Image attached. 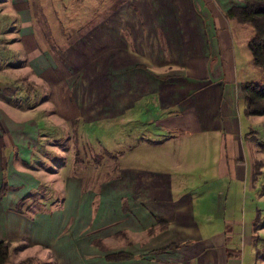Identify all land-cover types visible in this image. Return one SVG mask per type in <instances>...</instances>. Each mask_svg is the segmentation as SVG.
<instances>
[{
	"label": "rangeland",
	"instance_id": "rangeland-1",
	"mask_svg": "<svg viewBox=\"0 0 264 264\" xmlns=\"http://www.w3.org/2000/svg\"><path fill=\"white\" fill-rule=\"evenodd\" d=\"M145 6L144 0H0V178L4 177L8 185L2 201L8 199L13 212L30 220L37 214L47 226L52 224H47L48 217L53 220L66 207L79 215L78 206L85 195L97 196L100 185L125 182L128 177L121 175L123 169L144 172L145 168H166L167 162L177 165V182L188 190L208 185L204 181L211 174L209 156H217V137L183 133L178 144L170 139L157 143L155 139L162 137L152 120L122 111L133 99L131 92L137 93L142 87L139 82L144 75L128 67L126 73L112 72V61L119 57L116 69L128 62L121 34L125 37L135 22H143L137 11H144ZM137 25L135 40L143 43L144 32ZM239 25L243 31L233 32V40L250 55L244 36L252 28ZM256 71L241 73V77L248 75L249 81L264 84V71ZM119 74L123 75L118 78ZM252 116L249 121L255 132L248 134L256 140L252 155L255 163L259 161V174L249 181L243 202L227 203L225 209L220 204L226 216L228 212L236 213L239 225L235 221L222 223L225 217L220 222L216 219L214 227L220 226L225 235H237V231L250 234L253 229L257 235L255 247L261 254L264 115ZM168 154L171 161H166ZM156 156L160 160H150ZM8 219L15 222L12 215ZM19 219L26 223L24 218ZM73 221L69 227L79 230L82 222L78 218ZM24 223L20 225L29 229ZM94 227L90 219L87 235H95ZM6 241L9 256L5 263L51 260L39 248L36 255H21L29 246L25 239ZM227 243L228 247L233 244ZM17 244L21 250L14 252L12 248Z\"/></svg>",
	"mask_w": 264,
	"mask_h": 264
},
{
	"label": "crops",
	"instance_id": "crops-1",
	"mask_svg": "<svg viewBox=\"0 0 264 264\" xmlns=\"http://www.w3.org/2000/svg\"><path fill=\"white\" fill-rule=\"evenodd\" d=\"M144 3V11H137L143 22H135L125 37L121 34L128 62L116 69L120 59L113 55L112 72L126 73L128 67L144 75L142 78L138 74L142 87L137 93L131 92L133 99L122 111L152 120L162 137L155 139L157 143L170 139L178 144L183 133H210L217 137V156H209L211 174L204 181L208 185L203 183L197 190H188L177 182V165L169 162L165 163L166 168H145L144 172L123 169L121 175L128 177L127 181L100 185L97 196L85 195L78 206L79 215L66 207L53 220L49 216L46 222L52 224L47 226L37 214L30 220L13 212L8 199L2 201L6 191L0 196V241L16 243L25 239L29 246L21 255H36L39 248L51 258L39 262L51 264H260L253 229L250 234L237 231V235H225L220 226L214 227L216 219L220 222L225 217L222 223L235 221L239 225L236 213L228 212L226 216L220 207L225 209L224 205L233 201L243 202L252 180V146L256 140L248 133L255 132V128L249 121L253 116L242 114L245 103L241 84L248 82L249 76L241 77V73L260 69L252 65L242 44L236 46L233 40V32L243 31L239 25L243 23L225 17L226 9L238 0ZM135 25L144 32L143 43L135 40ZM252 33L246 31L245 43ZM102 64L104 71L103 60ZM139 64L145 65L146 71L136 67ZM143 157L148 158L144 154ZM169 160L170 155L166 158ZM243 209L244 206L241 214ZM10 214L15 222L9 221ZM76 217L82 222L79 230L69 227ZM90 219L95 235L86 232ZM22 223H28L29 229ZM227 241L233 242L231 247ZM169 245L173 246L166 248ZM114 252H126L133 258L106 260Z\"/></svg>",
	"mask_w": 264,
	"mask_h": 264
},
{
	"label": "trees",
	"instance_id": "trees-1",
	"mask_svg": "<svg viewBox=\"0 0 264 264\" xmlns=\"http://www.w3.org/2000/svg\"><path fill=\"white\" fill-rule=\"evenodd\" d=\"M225 17L238 23L248 24L251 26L253 33L247 40L246 46L251 57L252 65L257 69L264 71V0H238L237 4L226 9ZM136 67L146 71L145 65L139 64L136 65ZM241 94L245 103V115H264V84L260 85L259 83L253 81L244 82L241 84ZM258 144L261 146V143ZM258 166L259 161L256 163L253 161L252 180L256 179L259 174V172H257L259 169ZM260 188L264 191V182H262ZM7 190V182L5 181V178L2 177L0 178V196H2ZM21 199H24V197ZM254 224L253 226H256V224ZM171 246L173 245H169L166 248H170ZM12 250L14 252L21 250V246L17 245L13 247ZM256 255L259 259L264 261V245L263 253L260 254L256 251ZM8 256L9 243L7 241H0V264L5 263ZM105 258L108 261L116 262L129 260L133 258V256L126 252H114L107 255ZM29 261V259H23L18 261L17 264H27Z\"/></svg>",
	"mask_w": 264,
	"mask_h": 264
}]
</instances>
